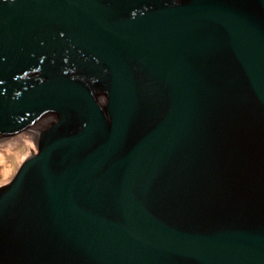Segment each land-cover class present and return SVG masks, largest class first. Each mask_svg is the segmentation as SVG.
<instances>
[{"label": "water", "instance_id": "water-1", "mask_svg": "<svg viewBox=\"0 0 264 264\" xmlns=\"http://www.w3.org/2000/svg\"><path fill=\"white\" fill-rule=\"evenodd\" d=\"M0 264H264V0H0Z\"/></svg>", "mask_w": 264, "mask_h": 264}, {"label": "rangeland", "instance_id": "rangeland-1", "mask_svg": "<svg viewBox=\"0 0 264 264\" xmlns=\"http://www.w3.org/2000/svg\"><path fill=\"white\" fill-rule=\"evenodd\" d=\"M36 133L0 134V187L10 183L21 165L37 152L39 132Z\"/></svg>", "mask_w": 264, "mask_h": 264}, {"label": "bare ground", "instance_id": "bare-ground-1", "mask_svg": "<svg viewBox=\"0 0 264 264\" xmlns=\"http://www.w3.org/2000/svg\"><path fill=\"white\" fill-rule=\"evenodd\" d=\"M36 132H38V131L36 129H34V128H32L31 131H30V133H33V134L37 135Z\"/></svg>", "mask_w": 264, "mask_h": 264}]
</instances>
